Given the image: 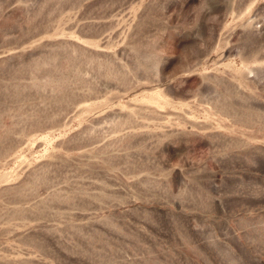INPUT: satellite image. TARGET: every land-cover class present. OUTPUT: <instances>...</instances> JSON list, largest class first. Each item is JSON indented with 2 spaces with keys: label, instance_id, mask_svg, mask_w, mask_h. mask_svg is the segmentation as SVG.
<instances>
[{
  "label": "rangeland",
  "instance_id": "rangeland-1",
  "mask_svg": "<svg viewBox=\"0 0 264 264\" xmlns=\"http://www.w3.org/2000/svg\"><path fill=\"white\" fill-rule=\"evenodd\" d=\"M0 264H264V0H0Z\"/></svg>",
  "mask_w": 264,
  "mask_h": 264
}]
</instances>
